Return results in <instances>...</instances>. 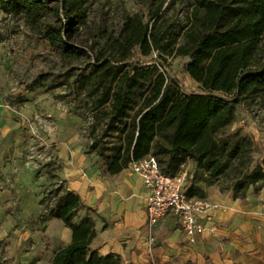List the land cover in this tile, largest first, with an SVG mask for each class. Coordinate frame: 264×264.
I'll use <instances>...</instances> for the list:
<instances>
[{"label": "trees", "instance_id": "16d2710c", "mask_svg": "<svg viewBox=\"0 0 264 264\" xmlns=\"http://www.w3.org/2000/svg\"><path fill=\"white\" fill-rule=\"evenodd\" d=\"M90 1L0 0V7L23 16L60 56L89 59L85 75L94 82L93 118L108 115L102 134L93 121L91 148L105 160L107 171L118 173L154 154L166 172L176 173L166 168L177 169L175 163L191 158L206 171L209 183L228 177L235 197H247L251 187L264 181V162L249 169L252 140L220 139L218 133L234 120L235 105L245 94L264 90V0H188L185 12L174 15L167 12L176 0H150L149 20L126 14L120 27L91 51L83 35L94 20ZM153 53L158 65H142ZM177 56L189 58L185 71L196 88L175 86L178 78L168 74L167 66ZM132 59L140 64H131ZM137 98L141 102L135 108ZM162 154L169 156L167 166ZM51 193L56 202L45 208L48 218L63 220L72 231L71 242L55 252L51 264H123L120 255L92 247L96 222L89 215L80 218L81 211L90 210L80 194L61 184Z\"/></svg>", "mask_w": 264, "mask_h": 264}, {"label": "rangeland", "instance_id": "374dc122", "mask_svg": "<svg viewBox=\"0 0 264 264\" xmlns=\"http://www.w3.org/2000/svg\"><path fill=\"white\" fill-rule=\"evenodd\" d=\"M187 3L188 0H176L167 13H183L187 9ZM90 6L94 20L90 27L83 30L88 42L87 49L90 51L92 47L98 49V43L103 42L120 27L126 14L140 13L146 21L149 20L150 0H91ZM134 51L139 53V47H135ZM155 57L156 53L146 57L145 60L149 62L142 65H158V62L152 60ZM188 60L185 56L168 59V74L178 78L179 84L175 82V86L179 89L198 86L185 71ZM131 64L140 63L138 59H132ZM89 65L87 57L77 60L60 56L47 39L30 30L23 16L12 14L0 7V146L20 148L17 152L12 151L11 156L15 160L35 159L38 166L49 164L50 169L55 170L53 148L57 146L56 141H60L65 146H85L88 153H93L106 166L105 160L91 148L93 137L90 131L93 121L98 123V134H102L108 115L105 114L100 120L93 118L96 101L91 92L94 82L85 75L89 73ZM160 69L158 66V71ZM140 102L141 99L137 98L135 108ZM235 107L234 120L219 131L218 137L250 138L253 146L248 167L254 170L264 162V90L245 94ZM58 111L64 113V120L67 122L60 131L54 118V113ZM50 126L53 127L52 130L48 129ZM112 140L119 142L118 137ZM101 147L107 150L105 142ZM160 157L167 166L169 156L162 154ZM4 159L2 153L1 160ZM191 162L193 159L185 158L182 164H174L177 169H166L187 172L192 175V181L198 178L211 182L206 171L191 166ZM5 175L0 169V188L5 185ZM214 183L227 191L231 180L223 176ZM59 184L65 187L63 182L54 179L50 186L43 189L41 201L44 203V212L39 215L25 214L17 202L10 203L11 199L6 200L7 213H3V201L0 200V233L3 238L0 241V264H5L4 260L7 258H10L12 264H48L46 255L52 249L49 241L42 239L45 247L34 253V257L31 254L35 251L34 245L40 242L36 235L39 236L41 230H45L48 219L45 208L56 202L51 192ZM193 184L192 195L202 197L201 192L198 193L195 188V183ZM251 188L255 192L260 191L264 188V181ZM83 214H80V218L85 216ZM164 223L173 228H181L180 222L173 215H169Z\"/></svg>", "mask_w": 264, "mask_h": 264}, {"label": "crops", "instance_id": "0c3cea01", "mask_svg": "<svg viewBox=\"0 0 264 264\" xmlns=\"http://www.w3.org/2000/svg\"><path fill=\"white\" fill-rule=\"evenodd\" d=\"M54 115L60 131L67 123L64 113ZM56 143L55 170L49 164L38 166L35 159L15 160L12 151L20 148L0 146V169L6 173L5 185L0 188L3 213H7L6 200L11 199L10 203L17 202L25 214H42L41 193L56 179L65 189L80 194L90 208L81 213L96 222L92 247L101 254L120 255L123 264H264V188L258 192L251 188L247 197L236 198L232 188L222 191L218 184L196 178L198 193L219 202L223 209L218 213L219 231L191 241L182 226L173 228L164 223L168 216L153 229L147 227L145 190L139 173L127 168L111 173L85 146ZM192 165L196 167L194 160ZM36 237L40 242L34 245L32 257L45 247L44 239L52 244L51 253L46 255L51 264L55 252L71 242L72 231L63 220L48 218L45 230ZM11 262L10 258L4 260L5 264Z\"/></svg>", "mask_w": 264, "mask_h": 264}, {"label": "built area", "instance_id": "2783aa9c", "mask_svg": "<svg viewBox=\"0 0 264 264\" xmlns=\"http://www.w3.org/2000/svg\"><path fill=\"white\" fill-rule=\"evenodd\" d=\"M52 128L50 126L48 129ZM127 169L142 176L147 209L146 225L150 230L167 216L174 215L191 241L201 234H216L219 231L218 213L223 207L207 197L188 194L192 175L166 172L154 154L133 160Z\"/></svg>", "mask_w": 264, "mask_h": 264}]
</instances>
